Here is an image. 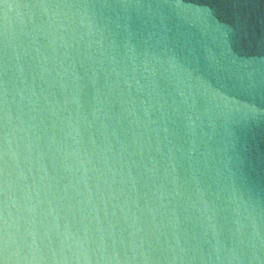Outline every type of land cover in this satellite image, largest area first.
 <instances>
[{
    "label": "water",
    "instance_id": "95a60500",
    "mask_svg": "<svg viewBox=\"0 0 264 264\" xmlns=\"http://www.w3.org/2000/svg\"><path fill=\"white\" fill-rule=\"evenodd\" d=\"M0 264H264V0H0Z\"/></svg>",
    "mask_w": 264,
    "mask_h": 264
}]
</instances>
